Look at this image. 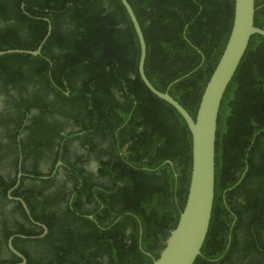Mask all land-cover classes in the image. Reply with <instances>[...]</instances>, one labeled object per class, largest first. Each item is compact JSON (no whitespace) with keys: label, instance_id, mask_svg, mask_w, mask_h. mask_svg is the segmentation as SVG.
<instances>
[{"label":"trees","instance_id":"obj_1","mask_svg":"<svg viewBox=\"0 0 264 264\" xmlns=\"http://www.w3.org/2000/svg\"><path fill=\"white\" fill-rule=\"evenodd\" d=\"M111 1V9L104 11L91 0H0V17L8 22L7 27L0 29V51L14 50V42L19 43L12 33L14 7L19 9L26 2L29 12L36 16L40 14L33 8L36 3L52 10L57 8L52 16L46 13L53 24L47 46L59 35V20L69 15L73 27L62 36L65 44L60 47L66 49L65 64L74 68L78 81L83 79L86 91H95L91 105L101 113L109 107L112 115L130 116L126 110L132 111L120 133L121 145L129 147L128 163L120 158L113 166L104 165L112 179L114 174L120 177L123 187L109 192L90 191L85 201L74 198L69 212L52 222L44 213L39 214L41 217L36 215L37 206L32 201L36 192L22 193L27 196L25 201L35 219L44 218L43 223L49 228L38 242L51 247L35 257L20 249L28 264H152L153 258L146 253L159 256L180 215L173 204L168 216L167 188L174 184L173 168L164 164L165 160L171 161L178 171L177 200L182 208L188 195L192 167L190 131L182 116L153 95L141 80L140 45L134 27L121 1ZM234 1L129 0L147 41V77L160 91L179 80L169 92L194 117L227 44ZM70 3L75 6L68 8ZM263 3L264 0H257L255 17L256 25L262 28ZM20 16L25 17L23 13ZM42 29L45 34L47 28ZM12 58L2 57L0 64L10 67ZM132 74L135 78H131ZM113 88L124 90L125 104L111 95ZM71 89L80 93L75 86ZM84 101L86 107L89 100ZM115 123L112 116L109 130H114ZM218 123L213 219L203 256L195 264H264V38L252 39L223 98ZM85 139L92 143L90 138ZM4 230L6 240L14 234L6 226ZM127 230H132L130 235ZM231 232V245L224 252ZM21 234L27 236L26 231ZM39 234L33 231L31 235ZM24 241L17 238L14 244Z\"/></svg>","mask_w":264,"mask_h":264},{"label":"flooded vegetation","instance_id":"obj_2","mask_svg":"<svg viewBox=\"0 0 264 264\" xmlns=\"http://www.w3.org/2000/svg\"><path fill=\"white\" fill-rule=\"evenodd\" d=\"M91 2L98 4L104 11L110 10L113 4L111 0ZM44 6L46 5L40 2L34 5L33 8L40 13L38 17L29 12V5L24 2L19 9L14 7L11 21L15 23L12 31L14 38L19 40V43L14 42L16 47L13 49L40 51V55L16 53L12 54L14 58L11 59L13 64L10 67L0 64V263H23L9 248L10 238L22 235L23 231L27 232V236L22 235L26 236L23 238L26 241L15 246L14 241L21 238L17 237L13 244L26 258L27 264L28 258L20 249L30 257H35L41 250L46 253L47 248H51L46 243L38 242L44 231L42 227L47 226L43 223L44 218L35 219L32 215L25 201L27 196L24 197L23 192H36L32 198L38 210L36 215L41 217L39 214L44 213L52 222L53 218H62L69 212L74 198L85 201L91 194L90 191L109 192L114 187H123L120 177L114 174L112 179L110 173L104 170V165L113 166L120 158L128 163L126 161L130 158L129 147L121 145L120 133L132 111L126 110L130 116H120L117 113L112 115L113 110H109V107L104 113L93 108L91 102L95 91H86L83 79L78 81L74 68L65 64L66 49L60 47L65 44L62 36H66L73 27L70 16L59 20V35L53 44L47 46L53 34V24L46 13L52 16L57 8L52 10ZM74 6L75 3H70L67 7ZM78 6L83 7L82 3H78ZM22 13L25 17L20 16ZM28 17L36 20L33 22ZM2 18L0 17V29L7 27L8 23ZM43 27L47 28L45 34ZM131 78H135L134 74ZM71 86L77 87L80 93L72 92ZM111 92L121 104H125L124 90L113 88ZM84 99L89 100L86 107ZM111 115L116 120L114 130H109ZM98 120H102L100 125ZM85 138H90L92 143H88ZM172 168L174 186H168V197L165 199L169 217V208L173 204L176 210L182 209L177 200V182L180 181L178 171ZM83 187L86 188L85 191L78 194ZM162 187L160 184L159 188ZM95 198L98 199L99 195ZM20 199L27 205L32 220ZM237 200L244 203L239 197ZM185 203L186 200L183 206ZM113 219L114 216H111L110 221ZM232 221L234 224L235 221ZM5 226L10 232H14L7 240ZM33 231L40 234L31 235ZM131 232L132 230H127L126 233L130 235ZM232 236L231 232L224 252L230 247ZM139 245L141 247L140 238ZM35 259L32 258V261ZM104 261L107 262V258Z\"/></svg>","mask_w":264,"mask_h":264},{"label":"water","instance_id":"obj_3","mask_svg":"<svg viewBox=\"0 0 264 264\" xmlns=\"http://www.w3.org/2000/svg\"><path fill=\"white\" fill-rule=\"evenodd\" d=\"M129 15L140 45L138 71L140 78L147 89L160 100L168 103L184 119L192 138V167L186 203L180 209L177 225L170 232L165 241L164 248L158 257H153L152 264H195L203 256V247L208 239L212 225L217 166V136L219 115L223 98L238 71L254 37L264 38V28L256 25L257 0H235L234 16L231 32L223 53L214 69L200 98V104L194 117L170 92V84L166 91L156 88L145 72L148 56V46L144 31L129 0H120ZM40 55V51L9 50L0 52V56L8 54ZM164 164H170L167 161ZM24 209L31 217L30 211L23 200ZM44 237L48 229L43 226ZM15 235L9 240L10 250L19 256L23 263L26 258L15 248L13 241Z\"/></svg>","mask_w":264,"mask_h":264},{"label":"clouds","instance_id":"obj_4","mask_svg":"<svg viewBox=\"0 0 264 264\" xmlns=\"http://www.w3.org/2000/svg\"><path fill=\"white\" fill-rule=\"evenodd\" d=\"M14 50H15V49H14ZM5 51H9V50H5ZM5 51H0V52H5ZM15 54H16V53H15ZM17 54H18V53H17ZM8 55H12V54H8ZM8 55L0 56V58H2V57H7ZM230 190H231V189H230ZM89 218H90L91 220H95L93 215H90ZM118 220H119V219H118ZM46 228H47V227H46ZM139 228H140V229H139L140 244H142L141 237H142V235H143V231H142V225H141V224H140ZM47 229H48V232H49V228H47ZM171 231H172V230H171ZM171 231H170V232H171ZM48 232H47V234H48ZM43 234H44V231L42 232V235H43ZM47 234H46V235H47ZM169 234H170V233H169ZM46 235H45V236H46ZM45 236H44V237H45ZM44 237H42V238H44Z\"/></svg>","mask_w":264,"mask_h":264}]
</instances>
